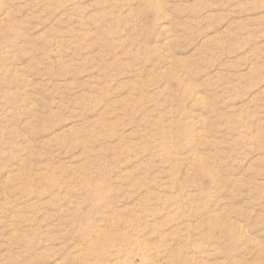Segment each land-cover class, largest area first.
<instances>
[{
	"label": "rangeland",
	"instance_id": "1",
	"mask_svg": "<svg viewBox=\"0 0 264 264\" xmlns=\"http://www.w3.org/2000/svg\"><path fill=\"white\" fill-rule=\"evenodd\" d=\"M0 264H264V0H0Z\"/></svg>",
	"mask_w": 264,
	"mask_h": 264
}]
</instances>
